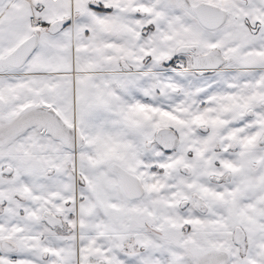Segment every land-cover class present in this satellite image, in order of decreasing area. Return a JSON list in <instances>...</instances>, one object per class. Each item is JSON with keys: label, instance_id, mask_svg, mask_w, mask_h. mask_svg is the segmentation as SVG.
Instances as JSON below:
<instances>
[{"label": "snow or ice", "instance_id": "obj_1", "mask_svg": "<svg viewBox=\"0 0 264 264\" xmlns=\"http://www.w3.org/2000/svg\"><path fill=\"white\" fill-rule=\"evenodd\" d=\"M0 264H264V0H0Z\"/></svg>", "mask_w": 264, "mask_h": 264}]
</instances>
